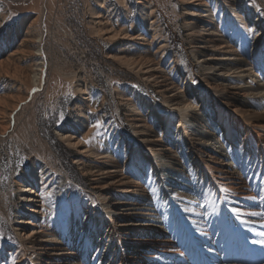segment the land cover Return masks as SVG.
Here are the masks:
<instances>
[{
	"label": "bare ground",
	"instance_id": "obj_1",
	"mask_svg": "<svg viewBox=\"0 0 264 264\" xmlns=\"http://www.w3.org/2000/svg\"><path fill=\"white\" fill-rule=\"evenodd\" d=\"M183 1L188 48L203 72L184 71L172 54L173 78L164 67L166 37L137 33L151 23L145 17L129 38L146 40L149 52L115 58L154 87L164 109L150 101L141 112L129 100L123 161L87 146V131L60 132L79 154L96 157L89 172L98 191L82 208L62 205L70 175L42 141L41 159L17 182L22 203L13 228L20 245L0 248V263L16 255L13 264H264V0ZM218 6L251 36L248 49L223 32ZM103 28L107 37L120 35ZM9 59L0 60V72L17 77ZM29 78L40 85L39 72ZM78 91L86 92L83 85ZM3 100L0 136L9 129L7 107L17 105ZM76 161L86 173L83 159ZM45 163L56 172L49 185ZM57 210L55 228L49 220Z\"/></svg>",
	"mask_w": 264,
	"mask_h": 264
},
{
	"label": "rangeland",
	"instance_id": "obj_2",
	"mask_svg": "<svg viewBox=\"0 0 264 264\" xmlns=\"http://www.w3.org/2000/svg\"><path fill=\"white\" fill-rule=\"evenodd\" d=\"M187 8L183 0H0V60L10 58L19 73L14 77L0 72V99L17 103L16 108L7 107L3 120L9 129L0 136V248L9 242L20 245L13 228L22 203L17 182L33 159H41L36 153L42 141L51 148V161L70 175L62 205L82 208L98 191L92 187L89 172L96 157L79 154L60 138V132L77 131L81 136L87 131V146L114 151L123 161L124 136L129 138L132 131L129 100L141 112L150 101L158 110L164 109L154 87L116 59L149 52L146 40L129 38L137 25H144L145 17L151 23L137 33L166 37L164 67L173 78L178 74L170 65L172 54L184 71L203 72L188 48ZM230 15L220 6L215 10L223 32L237 40L239 48L248 49L251 36ZM104 26L120 35L107 37ZM34 72L41 74L38 86L29 78ZM78 85H83L85 94L78 91ZM78 156L86 173L76 161ZM47 165L41 170L49 185L56 172ZM146 169L152 179V167ZM48 185L43 192H48ZM149 188L157 189L153 184ZM56 212L49 221L58 228L61 217ZM15 260L13 255L9 264Z\"/></svg>",
	"mask_w": 264,
	"mask_h": 264
},
{
	"label": "snow or ice",
	"instance_id": "obj_3",
	"mask_svg": "<svg viewBox=\"0 0 264 264\" xmlns=\"http://www.w3.org/2000/svg\"><path fill=\"white\" fill-rule=\"evenodd\" d=\"M85 143H87L88 141H84Z\"/></svg>",
	"mask_w": 264,
	"mask_h": 264
}]
</instances>
